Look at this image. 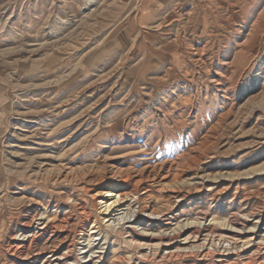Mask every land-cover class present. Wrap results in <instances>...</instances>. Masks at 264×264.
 Listing matches in <instances>:
<instances>
[{
	"label": "rangeland",
	"instance_id": "obj_1",
	"mask_svg": "<svg viewBox=\"0 0 264 264\" xmlns=\"http://www.w3.org/2000/svg\"><path fill=\"white\" fill-rule=\"evenodd\" d=\"M263 165L264 0H0V264H56L66 251L58 242L64 230L38 238L21 258L1 246L12 225L19 241L25 220L32 219L26 233L35 234L47 199L77 203L99 175L159 188L195 174L222 176L221 186L232 180L233 190L248 186L249 199L238 205V189V201L228 195L218 214H236L247 230L256 228L253 240L245 231L238 249L250 239L243 246L255 244L254 264H264ZM153 194L141 202L144 215L158 205ZM136 204L126 199L100 215L103 228L125 222L152 233L126 217ZM208 204L199 223L182 218L171 228L230 229ZM251 207V215L239 210ZM104 230L90 238L73 233L67 263L86 255L83 264H117L121 253L119 264L137 261L132 248L106 241ZM184 237L187 250L203 236ZM220 245L222 255L235 251ZM159 261L144 263L165 264Z\"/></svg>",
	"mask_w": 264,
	"mask_h": 264
},
{
	"label": "bare ground",
	"instance_id": "obj_2",
	"mask_svg": "<svg viewBox=\"0 0 264 264\" xmlns=\"http://www.w3.org/2000/svg\"><path fill=\"white\" fill-rule=\"evenodd\" d=\"M201 27H202V25H201ZM247 44H248V42H247ZM6 129H8V128H6ZM201 160H202V158H201ZM99 176H100L99 178L95 179V183L92 186H88L86 188V190L83 191V196L80 197L78 195L80 198H79V201L77 203L74 201L71 203H67L69 201H67L66 199L65 200L62 199L61 197H57L54 199H47L48 198L47 197L46 198L47 200L44 202V205L43 206L40 205L41 208H44V211L41 210L43 212H40V215L43 216L44 214H47V216H46L45 221L42 220L43 222L40 225V227H38L35 230V232H34L35 234L26 233V229H27L28 225L30 224L29 222L32 219L28 222H25L26 221L25 220V221H23V223L21 222L22 223L21 224L22 229L19 230L20 234L19 235H18V233L16 234L18 236V238L20 236L19 241L14 242L16 240L15 239L16 236L14 234V232L16 231V226L12 225L11 227L7 228V230L4 232L5 236L3 238L5 241H3V244H1V246L5 245L7 247L8 251H10V252H12V254L18 255L20 257L21 255H23L24 251H26V252L28 251L29 248H27V247H31L30 244L32 242L37 241L38 238H40V237L42 238L43 235H45L47 233L53 234L56 232H58L59 234H65L66 233V235H65L66 237H63V238L60 237L61 239H59L60 241H58V242H61V240L63 241V245H64L66 251L60 255L61 258L59 257L57 263L56 262L55 263L56 264H69V263H67V259L69 258L70 252L72 251V249H74L73 248V246H74L73 240L74 239L72 240L73 233L75 234L76 232L77 233L80 232L81 233L80 236H84V234H88L87 236H88V238H90V236H91L90 233L92 231L97 230L96 232H101V231H103V229H105L104 232L106 233V235H105L106 241H111V243H112L111 245L114 247L116 246L117 250L122 245H123V247L125 245V247H127L129 249L132 248L131 250H134L133 255H135L136 253H138L140 255V257L138 256V259L136 258L137 261L130 259L128 264H142L145 261H149L150 263H152V262L154 263V261H156V260H160L162 262L164 261L165 264L166 263L167 264H180V263L186 264V262L188 260H191V262L189 261V263H187V264H254L255 260L259 259L258 257H255V252H257V251H255V244H252L251 248H249V247L245 248L244 247V246H246V244H248L250 242V239H248V241H245L243 239L245 242H242L240 249H238L239 244H240V243L238 244V242L241 238H243L244 233L251 232V239H252L253 238L252 236L257 234L254 231L256 228L252 229V231L249 229L247 230V228H246L247 225H246L245 221L239 220V223L236 222L235 219H239L238 215H236V214L231 213L234 216L233 218L231 217V215H229L227 213L222 215V216H220V214H218V212H219L218 210L221 206L220 203H222L223 200H226L229 197L228 195H230V197L228 198L229 200L228 199L227 200L229 202H232V203L236 202V200L238 198L237 197L238 194H236V193H238V191L240 190L239 189L240 187L238 188L239 189L238 190L237 185H236L234 187V190H233L232 188H233V184L235 183L234 181L231 180L230 182H228L226 184L224 183V185L222 184V186H221V184H219V181H221L222 176L216 177L215 175H213V176L210 175V177H208L209 175L208 176H203V175L196 176V174H195L194 176L189 177V178H187V177L186 178H181V177L174 178L171 181V183H168L167 185H163L161 187L159 186V188H157L155 186V184H151L149 186H144L147 184L143 185L140 183L139 180L134 181L133 178H130L129 176H114V175L111 177H106V176H101V175H99ZM112 177H117V178H115L116 179L115 180ZM128 184L131 185L130 189L128 192L127 191L125 192L124 190H126ZM236 184H238V183H236ZM238 186H241V185L239 184ZM247 187H243V189L241 188L240 191L242 192V196L241 197L239 196L241 200L239 203L237 202L238 205H240V203L242 201H245L247 198L249 199V195L252 194L250 192V190H248ZM231 189L233 190V192H231L232 191ZM261 191H263V190H261ZM152 192H154L153 195H155L154 197H155L158 205L153 207V209L151 211H146L147 214L144 215L142 213L144 211L140 207L142 205L141 202L143 201V198H145L146 196H149ZM126 199L129 200V205L133 201L138 204V205L136 204L138 206V209L136 211H131L130 206H128L127 212H129V214H127L126 217L130 216V218L133 219V223H138L139 225L142 224V227L146 226V227H148V229L149 228L152 229V233L146 234L145 233L146 230L143 228H142L143 230L140 232V231L135 229L133 224L126 226L125 222H124V225H121V226L118 225L119 227L116 229H114L115 227H117L114 224L115 222L106 225V226H109L111 229H114L111 231H108L106 229V226H105V228H103L104 224H101L99 216L101 215L103 217H107L111 212H114L115 208L121 206L122 203L124 202V200H126ZM28 200H30V199H28ZM69 200H70V198H69ZM65 201H66V203H65ZM208 201L214 203V205H213L214 213L213 214L217 215L218 216L217 218L223 217L226 220L225 221L226 226L228 225L230 227V229H227V228L224 229L223 228L224 230L216 231L212 227L213 225L212 226H202V227L191 226L190 228H185L182 225L178 229L177 228H174V229L171 228L172 223L178 224V223L183 222V220H185V221L190 220L189 221L190 223H195V221H197L199 223L200 218L205 219L207 217V213L210 212L209 210L212 208V207L210 208L209 204H208L207 208L204 207L205 203ZM31 202H32V200H31ZM91 205H93V207H94V209L92 208L93 211H91ZM245 206H247V205H245ZM98 207L100 208V212L97 213L96 209ZM243 208H244V205H243ZM253 208L251 207L250 210H247V209L246 210L245 209H239V210H242L244 213L251 215V214L255 213V210ZM64 209L67 212H64L65 211ZM192 210L194 212V215L190 214L192 212ZM197 210L199 212H197ZM201 211H203V212H201ZM95 212H96V215H94ZM236 213H238V211ZM34 214H35V212H34ZM76 214H78L80 216V219L78 222L74 221V215H76ZM242 214L243 213H241L240 216H242ZM7 215H9V213ZM30 216H32V215H30ZM34 216L36 217V214ZM58 216H59V218H58ZM246 217H247V215H246ZM29 218H31V217H29ZM54 218H58V219L53 220ZM182 218H184V219L182 220ZM210 218H212V217H210ZM212 219H214V218H212ZM1 220H2V218H1ZM1 220H0V222L2 223ZM121 220H122V218H121ZM201 221H203V220H201ZM17 222L19 223V221H17ZM99 223H100V225H99ZM256 224L254 222H252L251 225L253 227H255ZM16 225H17V223H16ZM165 229H170L171 231L166 233V232H164ZM63 230L65 231V233L61 232ZM183 236H186V237H184L185 241H187L189 239L199 240V238H201V236H203V237H202L201 242H199L198 244L196 243L195 245H193L194 243H192L193 246H190V247H194V248L197 247L196 249H193V248L189 249L188 248L187 250H184L183 247H185V246L182 247L181 243H180V240ZM259 237H261V236H259ZM45 241H48V239ZM91 241H92L91 239H87V244H90ZM52 243H53V241H52ZM224 243L226 244L225 249L227 251L233 250V249H235V251L233 253H231L232 252L231 251L230 255L229 254L228 255H222V253H218L219 245L221 244L220 246L223 248ZM54 245H55V243H54ZM34 246H35V243H34ZM52 246H50V248ZM57 246H59V245H57ZM57 246L55 247L56 249L54 248L55 251L58 250ZM112 246H111V248H112ZM260 246H264V245H260ZM43 247L44 246H42V249H43ZM143 247L145 249L141 250L140 248H143ZM36 248H38V247H36ZM199 248H201V249H199ZM101 249H103V247H101ZM258 250H260V249H258ZM36 251H37V249H36ZM39 251H42V250H39ZM115 251H116V249H115ZM35 253H37V252H35ZM92 253L88 254V256L91 257ZM97 256L100 257L99 255H97ZM86 257H87L86 255L80 256L79 260H76L74 257V259L72 261L74 262V264H81L82 262H80V261L85 259ZM125 257L126 256L121 253V254H118L117 256H115L113 260H114V262L119 264V262L124 260ZM60 259H62V260L60 261ZM92 260H93V258H92ZM108 261L111 262V260H109V259H108Z\"/></svg>",
	"mask_w": 264,
	"mask_h": 264
}]
</instances>
